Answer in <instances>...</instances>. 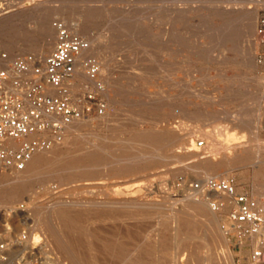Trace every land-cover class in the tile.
I'll return each mask as SVG.
<instances>
[{
  "label": "rangeland",
  "instance_id": "1",
  "mask_svg": "<svg viewBox=\"0 0 264 264\" xmlns=\"http://www.w3.org/2000/svg\"><path fill=\"white\" fill-rule=\"evenodd\" d=\"M16 1L22 3L11 5L10 0H0V22L7 17L24 13L26 14L27 22L23 25V30H30L32 23L29 19L31 17L28 12H25V10L28 8L27 6H31V4H27L29 0ZM231 1L234 4L243 1L244 11L253 10L259 7L254 30V33L258 34L259 37L257 43L252 48L253 51H251V53L250 46L248 45V41L245 40L246 37L244 34L238 33L234 36L233 41H224L223 35L228 29H230L229 31L232 33L238 31V22L234 26L232 25L233 27L230 26L229 28V25L225 22L226 19L219 14H215L211 8L205 5L206 2L203 0H191L189 2V8H193L189 9V11H191L187 14V21L175 23V27L186 30L187 34L190 36V34L192 35L203 26L207 18L213 21L215 27L214 31L211 32L210 36L200 38L202 42H207L204 54L200 55L191 51V47L188 46H183L181 49H178L179 46L176 44H171L169 50L155 49L151 44V40L146 38V34L148 33H161L163 30H169L172 28L170 23L163 22L156 24L151 20L160 9V5L162 4L160 0H115L113 2L114 4L112 5L117 7V11L112 21H115V24L120 27V30L117 32L118 37L116 45L118 47L115 53L116 57L114 64H118L117 66H119L117 68L121 73H116V76H123L121 79L123 85L122 88H116L109 86V84L104 81L106 94L96 90L94 85L90 82H84L80 87L76 88L79 94H73L76 101H79V107L85 110L87 106H91V110H85L84 114L87 118L89 117L92 119L91 125L83 126L81 132L90 138H95L106 147L107 150L104 152L105 159L124 157L136 153L140 148H147V142L139 143L125 140L131 135V133L138 129H148L151 130L152 133L158 134L157 136L161 137V139L166 138L163 144H167V146H161L160 144L158 146L159 152L167 151V149H169L167 153H162L163 155L160 154L159 157H155L154 161L156 167L150 170L151 172L148 171V174L151 173L149 175L145 173L133 178L128 176L109 177V173L112 171V169H110L111 167L108 169H106V167L105 169L101 168L99 169L100 171H95L96 174L84 173L85 171L56 173L51 176L44 174L37 182H44L45 180L52 178L54 188L47 194L40 193V196L36 201L44 202L47 199H50L52 194L59 195L71 187L91 188L94 190L93 192H86L84 194L85 197L92 198L98 196L102 198L105 196V193L109 191L111 196L117 197L116 189L130 185L135 186L134 188H136L135 196L162 203L168 195L172 198H177L183 195L185 192L184 186L181 185L183 180L190 183L199 178L193 175L191 169L184 170L188 165L195 164L198 156H190L189 153L191 150H187L185 147L183 148V146L174 145V142L176 143L179 140H185V146L187 145L190 148L193 146L191 143L192 140H196L200 146V150L203 152V156H206V154L215 155L219 152V147L231 145V142L233 143V141L235 142V140L238 141L242 138L246 139L247 142L249 141L248 143H250L252 147H256L258 143L264 144V85L261 84L262 80H264V0ZM224 4L226 5V2H224ZM57 19L62 20V18L59 17L55 18V20ZM72 19L77 18L73 17ZM58 21L60 20H57V22ZM106 23L107 21H103L99 25L93 27L91 33L95 35L99 34L100 36L105 34L107 31ZM138 25L139 27H137ZM203 27L205 28V26ZM189 38L188 43L194 44L195 41L193 36H190ZM55 45L56 41L51 48L47 49L45 55L50 53ZM28 53L31 52L28 51ZM24 55L25 54L21 53L19 56ZM91 55L100 62V65L104 67V69L107 68L104 63H101L99 57L95 54ZM154 55L156 56L154 57ZM249 55L250 57L253 55L254 63L249 60ZM187 70H191L192 72L190 73ZM102 77L103 74L101 75V73H99L96 79L101 81L104 79ZM73 89L75 90V88ZM116 91L118 92L116 93ZM260 94L261 100L259 98ZM89 95H92V97H89ZM101 100L109 104L106 106V113L103 115H99L97 112V106ZM108 114L114 116L115 121H113L112 124L116 129H113V127H97L96 124L98 121ZM238 119L243 121V124L240 126L238 124ZM259 119L260 121L256 127V120ZM234 121L236 123H234ZM218 124H221V127H219ZM214 125H217V127ZM190 127L192 128L190 129ZM217 128H221L222 130H218L224 131V135L219 134V136V131L216 130ZM227 130L231 131L228 132ZM256 131L258 137L255 135ZM228 134L232 135L229 137ZM79 139L80 138L77 137L75 141ZM227 141L229 143H227ZM151 142L152 141L149 143ZM243 144L245 143H236L233 144V146L239 145L238 152H244ZM179 147L183 149H180ZM175 148L177 150H175ZM178 156L179 158L185 157L186 159L182 160V162L179 160ZM77 157L79 156L65 157L62 159L64 161H59L58 165L64 166L67 163L73 162ZM66 160L69 161L66 162ZM116 165L117 162L113 161L112 167ZM55 166H57V161ZM8 170V168L3 166L0 167V172ZM253 171H255V166L252 163H248L246 166L234 165L229 168L221 167L219 173L222 174L220 177H231L235 181L239 191H250L255 190V183H260L259 185L261 186L263 184L262 187H264V173L262 172L263 174L261 173L255 177ZM68 174L74 175L77 180L68 184L61 183V176ZM146 180L149 181V183ZM38 190H41V187H38ZM96 192H101L102 194H97ZM64 196H67V194ZM202 198L204 200V197ZM227 198L226 195L225 197L224 195L222 197L210 196V199H213V201H219L222 199L229 204ZM28 204L29 201L25 199V201L16 204L15 207H12V204L0 206V245L9 242L10 239L22 236V234H27L29 236L28 229L30 220L28 217ZM78 208L77 210H83L85 213V215L82 214V219H84L85 216L87 218L88 223L86 222V219H84L85 221L82 220L83 228L92 227L91 229L97 230L99 233L98 238L100 244L114 242L116 240L123 245L128 242L125 246H135L136 251H138L135 252L137 254L141 253L140 255H142V257L144 256L143 258L146 260H150L149 258L154 256V253H160L159 246H150L149 243L154 242L153 240H155L156 233L159 232V228L162 227V223L157 221L159 218V212L169 211V209L163 208L152 210L149 215L150 217L144 216L145 219L144 217L140 218L139 221L141 223L138 219L136 220L138 223L134 220L133 222L132 220L127 219L116 220L118 221L116 224L115 220L108 219L107 221L105 218H99L100 216L98 215H95V218L98 216L97 219L99 220V223L96 222L98 220H96L94 216H91L92 219L91 217L89 218L88 216L90 215L85 212L90 209L89 206H79ZM225 208L226 207L217 209V216L222 227L229 220L230 212H227ZM213 210L216 211V209ZM146 219H148V222L145 221ZM100 220L105 221L106 223L102 222V224H100ZM141 220L144 221V224L147 226H145ZM86 223L89 226H86ZM98 224H100L101 227ZM136 224L137 227L139 225L141 227H135ZM185 225L188 227L190 225L192 226L193 223L188 222ZM191 226L190 228H184L185 232L188 234L186 237L189 245H187L185 251L178 256L177 263L204 264L203 260L206 256L211 257V259L213 257L214 260L211 264H228L225 260L228 253L226 248H224L223 245L218 244L211 236H208L203 229H197L198 227L194 228V225ZM146 228L151 232V235H149L150 233L148 234V232L147 234L145 233L147 231ZM166 233H170V230H167ZM261 237L264 238V231H262ZM150 238L152 240H149ZM175 244L176 243L174 242L169 249V256L172 255L173 258L177 252V245ZM257 246L259 245H256L252 241H247L244 246L240 247L239 245L234 244V242H230L229 239L228 249L231 252V262L229 264L254 263L256 260L253 261L251 251ZM4 251H2L3 255L0 256V264H24L26 261L34 260L33 257H27L20 254L13 256V254H10L7 249H4ZM103 252L104 250L102 248L101 251L100 249L98 250V253L100 254ZM51 256L54 257L55 254H51ZM172 257L170 256V258ZM263 260L264 257L261 261L262 264H264ZM34 261L39 263L42 260L35 259Z\"/></svg>",
  "mask_w": 264,
  "mask_h": 264
},
{
  "label": "bare ground",
  "instance_id": "2",
  "mask_svg": "<svg viewBox=\"0 0 264 264\" xmlns=\"http://www.w3.org/2000/svg\"><path fill=\"white\" fill-rule=\"evenodd\" d=\"M114 1L115 0H29L27 4H31V6H27L28 8L26 9L27 11L25 10V12H28L30 14L31 18L29 20L32 23V26L30 27L31 29L23 30V25L27 22V18L25 16L26 14L24 13L15 14L13 16L2 19L0 22V47L7 50V52L11 55V58H16V56H19L21 53L27 54L28 51H30L38 58V60H42L46 56L45 53L47 52V49L51 48L55 41L57 43L58 34L54 22L60 20L69 28L80 32L89 38L91 47L83 53V58H87L89 56L94 57L91 54H95L100 58L101 63H104L107 67H105L106 69H104V67H102L100 65V62L98 61L100 67L99 72L101 73V75L103 74L102 78H104L99 83L86 72L83 66L78 65L73 75L72 88H75L76 90V88L80 87L84 82L92 83L97 90H100L104 93L105 87H103L102 84H105V82L109 84V86L122 88L123 84L121 79L123 76H116V73L120 72V70L117 68L119 67L117 66L118 64H114V60L116 57L115 53L118 47L116 45L118 37L117 32L120 30L119 25H116L115 21H112L117 11V7L112 5L114 4ZM160 1L162 2V4L160 3V9L158 10V13L152 17L151 20L156 24H160L163 22L170 23L172 28L169 30H163L161 33L146 34V38L151 40L152 46L155 47V49L169 50L171 48V44H176L179 46L178 49H181L183 46H188L191 47V51H193L194 53L198 55L204 54V49H206L207 42H202L200 38L208 37L210 36L211 32L214 31L215 27L213 21L207 18L203 24L205 28L201 26L198 31H195L192 35L190 34V36H193L195 43L189 44L188 41L190 39V36L187 34L186 30L175 27V23L187 21V14L191 11H189V9L193 8H189V2L191 0ZM203 1L206 2L205 5L211 8L215 14H219L226 19L225 22L229 25V28L230 26H234L238 22V31L232 33L229 31L230 29H228L223 35L224 41H233L234 36L238 33L244 34L246 37L245 40L248 41V45L250 46L251 53V51H253L252 48L257 43V39L259 37L258 34L254 33L256 18L259 13V7L253 10L244 11L243 1L237 2L236 4L232 3L231 0ZM224 2H226V5L224 4ZM15 3L22 2L10 0L11 5ZM58 17L62 18V20H55V18ZM73 17L77 19H72ZM103 21H107V31L105 32V34L101 36L99 34H92L91 29L99 25ZM137 27H139V25ZM155 56L156 55H154V57ZM249 60L252 63L255 62L253 59V55ZM187 71L190 73L192 72L191 70ZM30 74L31 71H28L27 75ZM261 84L264 85V80H262ZM73 90L74 89H72V93H76L77 95L79 94L77 90H74V92ZM52 91L56 92L55 89H52ZM117 92L118 91H116V93ZM259 98L261 100V94L259 95ZM91 121V118L83 116L81 118L73 120L70 123H65L63 125L62 132L60 133L61 136L47 133V131L43 133L30 134L28 137H36L38 135L44 136L45 134V136L47 135L48 138L52 140V143L48 148L37 150L33 154L32 158L27 162L26 168L24 170H18L15 167H11L8 168V171L0 172V206L12 204V207H15L16 204L27 199L29 201L28 217L30 220L28 229L29 236L27 234H22V236H18L15 239H10L9 242L1 244L0 256L3 255L2 251H4V249H7L9 250L10 254H13V256L20 254L27 257H33L34 260H42L39 263H36L34 260L26 261L24 264H178V256L182 254L185 251L187 245H189L188 239L186 237L188 234L185 232L184 228H190L191 225L187 227L185 224L191 222L193 223L194 228L198 227L197 229H203L208 236H211L212 239H214L218 244L223 245L224 248H226L228 253L225 260L229 264L231 262V252L228 249L229 238L219 222V218L217 216L218 211L213 207V199H210V196L213 195L222 197L224 195L225 197L226 195L228 197L227 199L229 204L222 199L219 201L224 202L223 207H226L225 209L227 212H231L233 208V202L231 201L230 196L226 193L220 191H208L206 181L210 178H224L226 180H229L231 177H220L222 175L221 173H219L221 167L229 168L234 165L246 166L248 163H252L255 166V171H253L255 177L260 175L262 172L264 173V144L258 143L256 147H252L250 143H248L249 141L247 142L246 139L242 138L238 141H233V143L231 142V145H224V147H219V152H217L215 155L211 153L212 155L206 154V156H203V152L200 150V146L196 142V140H192L191 143L193 144V146L190 148L187 145L186 146L188 148L185 146V140H179L176 143L174 142V145L176 144L177 146H183V148L185 147V149L191 150V152L189 153L190 156H198L195 164L188 165L184 170L191 169L193 171V175L195 177H199L200 179L198 178V180L190 183L186 180H183L181 183V185L184 186L185 191L183 195L177 198H172L168 195L162 203H157L147 198L135 196L136 188H134L135 186L130 185L116 189L115 191L118 195L117 197L111 196L109 193L110 191L106 192L105 196L102 198L98 196L92 198L85 197L84 194L86 192H93L94 190H92L91 188L89 189L71 187L70 189L60 193L59 195L52 194V197L44 202L36 201V199L40 196V193L47 194L54 188L52 178H49L44 182H37L39 181L38 179L44 174H48L51 176L55 175L56 173L72 171H85L84 173L96 174V172L101 168L105 169L106 167V169H108L111 167L110 169H112V171H110L111 174L109 173V177L128 176L133 178L140 174H148V171L156 167V163L154 161L155 157H159V155L162 153H167L169 149L165 148L167 149V151L165 150L163 152H159L158 146L160 144L161 146H167V144H163L166 138H163V140L161 139V137L157 136L158 134H154L151 130L148 129H138L131 133V135L125 140L139 143L147 142V148H140L136 153L131 155L126 154L127 156L124 157H112L111 159H105L104 152H106L107 150L106 147L102 145V143L98 142L95 138H90L81 132L83 126L91 125ZM113 121H115L114 116H110L108 114L106 116H103V118L98 121L96 126L99 128L113 127V129H116L112 124ZM259 121L260 119L256 120V127ZM238 122L239 126L243 124V121L240 119H238ZM234 123L236 122L234 121ZM218 125L219 127H221V124ZM215 127H217V125ZM191 128L192 127H190V129ZM218 129L221 128H217L216 130ZM218 131V135L224 133V131ZM256 133L257 131L255 132V135ZM231 135H229V137ZM77 137L80 139L75 141ZM256 137L258 136L256 135ZM150 141L152 142L149 143ZM10 142L14 147L18 145V143L15 141L10 140ZM242 142L245 143L243 144L244 152H238L239 145L233 146V144ZM227 143L229 142L227 141ZM176 148L175 150H177ZM77 155L79 157L75 158L73 162L70 161L71 163H67L65 165L63 164L64 166L58 165L59 161H64L62 160L63 158ZM185 159V157L179 158L180 161ZM56 161L57 166H55ZM67 161L69 160H66V162ZM113 161H116L117 165L112 167ZM76 180L77 178H75L74 175L70 174L65 176L63 175L60 178L61 183L64 184L72 183ZM197 181L200 182V185L198 187L195 184ZM147 182L149 183V181ZM259 184L255 183L254 185V189L257 193H260V191L264 188L262 187L263 184L262 186ZM38 187H41V190H38ZM96 193L102 194L101 192ZM66 194L67 196H64ZM202 197H204V200ZM79 206H89L90 209L88 208L89 210L85 211L88 215H90L88 216L89 218L91 216H94L95 218V215H98L100 216L99 218H105L107 219V221L108 219L113 221L115 220V223L118 222L116 220L127 219H130L132 221H136L138 219L139 221L141 217L143 218L144 216H149L152 210L163 208L169 209V211L159 212V218L157 219V221L162 223V227H158L159 232L156 233L155 240H153L154 242L149 243L150 246H159L160 253H154V256L149 258L150 260H146L143 258L144 256L142 257V255H140L141 253H136L138 251H136L135 246H125L128 242L123 245L116 240L114 242H105L100 244V240L98 238L99 233L97 232V230L91 229L92 227L83 228L82 220L86 219L87 222V218L85 216V218L82 219V214L85 215V213L83 210H81L82 212L77 210ZM213 209H216V211ZM97 218L95 219L98 220ZM147 220L148 219H146L145 221L148 222ZM100 221V224H102V222H105L102 220ZM96 222L99 223V220ZM142 222L144 224V221ZM100 224L98 225L100 226ZM144 225L147 226L146 224ZM86 226L89 225L87 224ZM102 227L104 228L103 225ZM135 227H137V224ZM148 229L145 233L147 234L148 232V234L150 233L149 235H151V232H149ZM167 230H170V233H166ZM262 231H264V229ZM261 235L262 233L254 234L252 236V242L261 247L264 257V238L261 237ZM149 240L152 239L150 238ZM174 242L176 243L175 245H177V252L174 258L172 257V255H170L172 257L170 258L169 249L172 247ZM101 248L104 250L102 254L98 253V250L100 249L101 251ZM51 254H55V256L52 257ZM213 260V257L211 259V257L205 256L203 263L211 264ZM261 261L262 258L256 259V261L252 264H262Z\"/></svg>",
  "mask_w": 264,
  "mask_h": 264
},
{
  "label": "built area",
  "instance_id": "3",
  "mask_svg": "<svg viewBox=\"0 0 264 264\" xmlns=\"http://www.w3.org/2000/svg\"><path fill=\"white\" fill-rule=\"evenodd\" d=\"M264 24V22H263ZM57 43L42 60L32 53L11 58L0 48V166L24 170L33 154L48 148L52 140L46 136L28 137L32 133L48 132L60 136L63 125L85 116L79 101L72 93L73 75L78 65L97 80L99 62L94 57L83 58L91 42L61 21H55ZM31 71L30 75L27 72ZM103 87L104 83L102 84ZM55 89L56 92H53ZM97 90V89H96ZM100 91V90H98ZM92 97V95H89ZM107 103L101 100L97 106L99 115L106 113ZM10 140L18 143L14 147ZM198 187L200 182L195 183ZM208 191H220L230 196L233 208L223 229L230 242L244 246L252 241L254 234L264 229V188L239 191L230 178H210L206 181ZM216 209L224 202L212 201ZM253 261L263 258L259 246L251 251Z\"/></svg>",
  "mask_w": 264,
  "mask_h": 264
}]
</instances>
